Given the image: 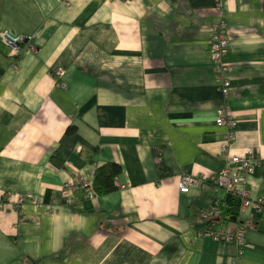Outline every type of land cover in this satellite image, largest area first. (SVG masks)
I'll use <instances>...</instances> for the list:
<instances>
[{
  "label": "crops",
  "instance_id": "0c3cea01",
  "mask_svg": "<svg viewBox=\"0 0 264 264\" xmlns=\"http://www.w3.org/2000/svg\"><path fill=\"white\" fill-rule=\"evenodd\" d=\"M222 20L227 98L210 53ZM4 31L27 38L22 52ZM226 100L230 150H257L247 187L264 199V0H0V264H264V214L214 183ZM111 163L116 190L64 194ZM187 174L201 183L182 193ZM215 200L246 226L243 246L202 234Z\"/></svg>",
  "mask_w": 264,
  "mask_h": 264
},
{
  "label": "built area",
  "instance_id": "2783aa9c",
  "mask_svg": "<svg viewBox=\"0 0 264 264\" xmlns=\"http://www.w3.org/2000/svg\"><path fill=\"white\" fill-rule=\"evenodd\" d=\"M64 3V0H57ZM68 4V3H67ZM2 40L14 54H19L24 49V44L27 38L22 34H15L9 31H4L1 34ZM229 35L228 25L222 20L215 25L211 36L210 53L213 59L214 71L219 82V90L225 98L228 97L231 87V81L226 77L228 71L232 69V65L228 58L229 54ZM29 49L34 50L33 46ZM64 86V83L61 84ZM216 124L219 127L226 128L225 143L219 157L223 160L224 166L222 171L214 178L217 191H224L237 195L242 208H252L257 212L264 214V199H254L249 190V179L256 173L261 158L257 150L253 147L246 149L244 154H234L230 150V145L236 140V131L239 126L238 119L231 113L228 101L218 110ZM201 179L189 174L184 175L181 179L180 189L182 193H188L195 186H199ZM118 186L122 185L118 183ZM131 186V184H126ZM80 188L87 194V198L94 199L97 197L94 183L88 179L83 181H71L65 186L64 194L69 189ZM31 203L41 207L42 201L39 198L32 197L29 199ZM11 197L6 196L0 202V209L3 210L7 204H11ZM27 202V197L23 194L18 195L16 203H13L16 211H21L23 205ZM221 205L218 200L201 212V217L206 220V228L202 230V234L211 237L214 240L224 239L238 246H243L246 240L247 228L245 225L233 227L228 219H222ZM218 219L222 220V228L216 229ZM221 222V221H219ZM240 254L242 252L240 251ZM236 260L238 258L236 257ZM234 264H237V261Z\"/></svg>",
  "mask_w": 264,
  "mask_h": 264
},
{
  "label": "trees",
  "instance_id": "16d2710c",
  "mask_svg": "<svg viewBox=\"0 0 264 264\" xmlns=\"http://www.w3.org/2000/svg\"><path fill=\"white\" fill-rule=\"evenodd\" d=\"M27 44V41L25 42ZM122 174L121 166L117 164H106L99 167L95 172L94 188L96 194H107L116 190V182ZM223 214V213H222Z\"/></svg>",
  "mask_w": 264,
  "mask_h": 264
},
{
  "label": "water",
  "instance_id": "95a60500",
  "mask_svg": "<svg viewBox=\"0 0 264 264\" xmlns=\"http://www.w3.org/2000/svg\"><path fill=\"white\" fill-rule=\"evenodd\" d=\"M261 228H262V229H264V227H263V226H261Z\"/></svg>",
  "mask_w": 264,
  "mask_h": 264
},
{
  "label": "rangeland",
  "instance_id": "374dc122",
  "mask_svg": "<svg viewBox=\"0 0 264 264\" xmlns=\"http://www.w3.org/2000/svg\"><path fill=\"white\" fill-rule=\"evenodd\" d=\"M89 199H91V198H89Z\"/></svg>",
  "mask_w": 264,
  "mask_h": 264
}]
</instances>
